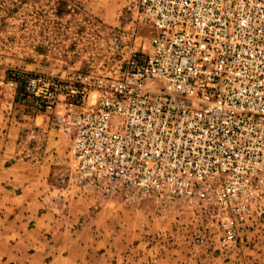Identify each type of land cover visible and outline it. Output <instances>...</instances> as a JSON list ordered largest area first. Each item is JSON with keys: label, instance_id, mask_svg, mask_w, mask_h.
I'll return each mask as SVG.
<instances>
[{"label": "built area", "instance_id": "1", "mask_svg": "<svg viewBox=\"0 0 264 264\" xmlns=\"http://www.w3.org/2000/svg\"><path fill=\"white\" fill-rule=\"evenodd\" d=\"M137 4L150 34L118 75L17 71L10 84L70 131L75 183L129 205L197 201L236 245L264 210V0Z\"/></svg>", "mask_w": 264, "mask_h": 264}, {"label": "rangeland", "instance_id": "2", "mask_svg": "<svg viewBox=\"0 0 264 264\" xmlns=\"http://www.w3.org/2000/svg\"><path fill=\"white\" fill-rule=\"evenodd\" d=\"M137 1L0 0V109L36 111L21 83L10 84L17 71L121 73L150 34L140 22ZM42 121L45 128H24L8 155H0V264H264V210L252 212L236 245H223L215 220L197 201L148 196L129 205L75 183L70 131L56 125L54 115L45 114ZM44 156L57 167L54 186L65 192L50 197L45 221L25 222L23 202L35 198L26 197L27 186L49 188L30 182ZM62 193L69 205H54ZM198 234L204 235L201 242ZM38 248L49 252L34 254Z\"/></svg>", "mask_w": 264, "mask_h": 264}, {"label": "crops", "instance_id": "3", "mask_svg": "<svg viewBox=\"0 0 264 264\" xmlns=\"http://www.w3.org/2000/svg\"><path fill=\"white\" fill-rule=\"evenodd\" d=\"M20 113L22 116L19 118H10V115H15ZM0 143L3 146V149H0V155L2 158L7 156L8 154V149L9 147H12L13 145H16L19 141V134L24 128L30 127L31 130H34L35 127H42L45 128V122L42 121L45 119V114H37L31 110H23V111H13L11 108L10 109H0ZM29 118V122L27 123L25 119ZM34 132V131H33ZM4 147L6 148L4 150ZM50 156H44V158L40 161H38V171L34 175H31L30 182L33 181L37 183L38 181H43V183H48L49 188L45 189L42 186H33L34 188H30L31 183L27 188L31 190L30 194H26L27 196H34L35 198H31L30 200H25L23 202V208L26 210L27 215L24 217L23 221L25 222L29 220V218L35 217L38 221L39 220H44L45 217L48 218V214L50 213L49 210V200L50 197L53 196L55 193H61L65 191L57 190L55 183L53 182L58 178V175L55 174L54 169L57 168L56 165H54L53 160L50 161ZM50 161V163H48ZM48 163V164H46ZM49 167V171H46L45 168ZM42 168L43 172L40 173L39 169ZM60 177V176H59ZM60 180V179H58ZM33 183L32 185H34ZM24 189V188H23ZM57 191H56V190ZM55 190V191H54ZM15 194L17 195L18 198L22 196L21 191L18 189L15 191ZM60 201L55 202L54 205L56 206H68L69 203L65 200L71 201L69 199L63 198V193L60 194L59 196ZM30 213V214H29ZM21 221V219H19ZM52 240V239H51ZM40 248L37 249L34 254L39 253V254H45L49 251L46 249L39 251ZM55 249V253H58L59 255H63L64 258L69 257L68 253H63L61 254V251L58 249V251ZM58 255V256H59ZM51 264V263H50Z\"/></svg>", "mask_w": 264, "mask_h": 264}]
</instances>
